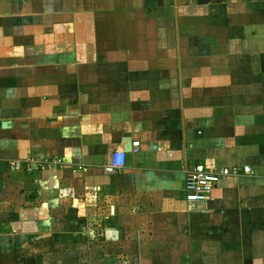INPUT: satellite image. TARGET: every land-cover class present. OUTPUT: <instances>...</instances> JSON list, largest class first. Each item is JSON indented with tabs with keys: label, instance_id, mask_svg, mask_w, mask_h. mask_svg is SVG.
I'll return each instance as SVG.
<instances>
[{
	"label": "crops",
	"instance_id": "1",
	"mask_svg": "<svg viewBox=\"0 0 264 264\" xmlns=\"http://www.w3.org/2000/svg\"><path fill=\"white\" fill-rule=\"evenodd\" d=\"M0 264H264V0H0Z\"/></svg>",
	"mask_w": 264,
	"mask_h": 264
},
{
	"label": "built area",
	"instance_id": "2",
	"mask_svg": "<svg viewBox=\"0 0 264 264\" xmlns=\"http://www.w3.org/2000/svg\"><path fill=\"white\" fill-rule=\"evenodd\" d=\"M138 143H134L137 146ZM27 163H33L39 168L50 167L59 163V161L51 160L46 162H39L35 159H27ZM13 166L19 168L20 163H13ZM125 166L124 153H116L109 165L105 167L106 173H116L123 169ZM250 167H223L218 169H209L205 167L203 163H197L194 167L186 174L184 179V199L187 203L205 202L209 198L211 191L214 187L219 184L222 180L230 176H240L244 174H250Z\"/></svg>",
	"mask_w": 264,
	"mask_h": 264
}]
</instances>
